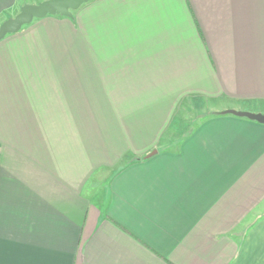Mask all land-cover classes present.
<instances>
[{"label": "crops", "instance_id": "crops-1", "mask_svg": "<svg viewBox=\"0 0 264 264\" xmlns=\"http://www.w3.org/2000/svg\"><path fill=\"white\" fill-rule=\"evenodd\" d=\"M182 100L206 114L174 137ZM228 108L264 113V0H89L6 34L0 264H264V124Z\"/></svg>", "mask_w": 264, "mask_h": 264}, {"label": "water", "instance_id": "water-1", "mask_svg": "<svg viewBox=\"0 0 264 264\" xmlns=\"http://www.w3.org/2000/svg\"><path fill=\"white\" fill-rule=\"evenodd\" d=\"M87 1L89 0H41L37 3H24L20 6L19 11L14 16L6 18L0 24V39L8 33L17 32L22 26L29 24L35 18H41L48 14L70 17L74 10L78 9ZM222 113L246 117L250 120H255L264 124V113L262 112L228 108L223 110ZM154 152L155 150L150 154Z\"/></svg>", "mask_w": 264, "mask_h": 264}, {"label": "rangeland", "instance_id": "rangeland-1", "mask_svg": "<svg viewBox=\"0 0 264 264\" xmlns=\"http://www.w3.org/2000/svg\"><path fill=\"white\" fill-rule=\"evenodd\" d=\"M39 1L41 0H34L32 3ZM205 114L206 110L203 109V106L182 100L176 107L175 115L170 124V132L173 133L174 137L182 136L189 128L199 122Z\"/></svg>", "mask_w": 264, "mask_h": 264}, {"label": "trees", "instance_id": "trees-1", "mask_svg": "<svg viewBox=\"0 0 264 264\" xmlns=\"http://www.w3.org/2000/svg\"><path fill=\"white\" fill-rule=\"evenodd\" d=\"M205 116V115H204Z\"/></svg>", "mask_w": 264, "mask_h": 264}]
</instances>
